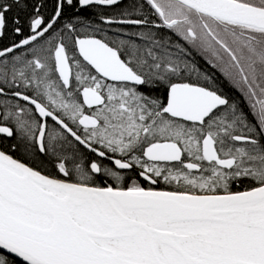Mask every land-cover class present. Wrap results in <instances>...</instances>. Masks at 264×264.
Instances as JSON below:
<instances>
[{"label": "snow or ice", "instance_id": "obj_1", "mask_svg": "<svg viewBox=\"0 0 264 264\" xmlns=\"http://www.w3.org/2000/svg\"><path fill=\"white\" fill-rule=\"evenodd\" d=\"M0 264H264V0H0Z\"/></svg>", "mask_w": 264, "mask_h": 264}]
</instances>
